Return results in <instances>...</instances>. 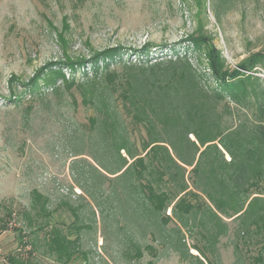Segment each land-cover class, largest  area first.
I'll return each mask as SVG.
<instances>
[{
	"label": "rangeland",
	"instance_id": "374dc122",
	"mask_svg": "<svg viewBox=\"0 0 264 264\" xmlns=\"http://www.w3.org/2000/svg\"><path fill=\"white\" fill-rule=\"evenodd\" d=\"M198 35L218 52L229 72L240 70L264 81V0H0V219L7 220V212H12L6 230L0 233V264H8V256L16 255L38 264H56L43 253L44 231L32 235L26 226L23 214L29 210L32 190L48 197L53 218L64 225L65 233L75 223L70 208L80 207L75 209L79 214L75 224L85 226L80 232V250L87 259L78 255L70 264H190L171 247L153 241L151 235L123 232L122 223L124 227L135 223L138 230L141 227L131 172L117 174L103 184L115 205L114 218L123 221L117 219L106 235L103 222L110 221L111 210L104 193L95 195L98 208L80 193L77 183L87 180L81 173L86 164L73 162L88 160L95 168L89 167L86 182L87 190L92 191L102 186L98 171L114 170L104 154L109 151L99 139H90L89 118L95 108L83 105L75 88L67 91L61 81L47 79L50 75L45 68L51 63H59L56 68L68 60H88L117 46L137 50L146 43L153 45L148 54L152 61L187 53L196 64L197 51L183 41ZM123 53L124 60L139 61L138 56ZM201 58L202 71L209 78L207 59ZM247 62L255 66L251 72L240 69ZM62 71L70 78L69 68ZM86 74H91L89 62L74 78L82 82ZM54 83L60 87L57 92ZM116 108L122 112L120 103ZM119 126L126 128L129 143L142 155L144 129L124 114ZM114 156L111 149L109 159ZM190 177L187 173L189 185ZM14 229L25 231L34 250L19 245ZM196 231L184 233L192 256L197 254L193 245L204 243ZM131 238L135 244L151 248L139 260L130 258L134 251ZM230 241L231 236L220 239L222 264H234L236 259Z\"/></svg>",
	"mask_w": 264,
	"mask_h": 264
},
{
	"label": "trees",
	"instance_id": "16d2710c",
	"mask_svg": "<svg viewBox=\"0 0 264 264\" xmlns=\"http://www.w3.org/2000/svg\"><path fill=\"white\" fill-rule=\"evenodd\" d=\"M183 43L197 51L193 57L196 64L187 53L152 61L148 54L153 45L146 43L137 50L117 46L88 60H68L56 68L59 63L46 66L50 75L47 79L61 81L67 91L75 88L81 103L95 108L89 118L93 132L90 139L101 141L114 167L113 171H98L102 186L92 191L86 185L91 162L73 161L86 164V171L81 173L87 180L76 182L77 187L97 208L95 195L104 193L111 210L110 221L103 222L109 235V227L117 219L123 221L114 218L115 205L103 184L117 174L131 172L130 184L138 195L134 201L142 218L140 230L135 223L127 227L122 223L125 234L151 235L153 241L163 248L171 247L190 264H222L218 245L222 237L231 236L234 264H264V81L240 70L229 72L202 35ZM125 51L138 56L139 61L124 60ZM202 56L207 59L209 78L201 68ZM88 62L90 76L86 74L82 82H77L74 75ZM64 67L70 69V78L63 74ZM253 68L249 62L240 67L250 72ZM59 88L54 83L53 91ZM117 103L122 112L116 108ZM123 114L145 131L142 155L129 143L126 128L119 126ZM111 149L114 159H109ZM48 206V197L32 190L29 210L23 214L30 234L44 231L43 253L56 264H70L78 255L86 260V253L80 250V232L85 226L75 224L79 221L75 209L80 207L70 208L75 223L65 233L64 225L54 220ZM6 217L0 219V233L6 230L12 212L8 211ZM101 217L105 219L102 213ZM170 223L174 227L169 229ZM194 229L204 241L191 248L196 256L188 255L184 236ZM14 230L21 247L31 246L23 229ZM130 241L132 260L141 259L143 251L151 249L147 244H135L132 238ZM8 264L38 263L16 255L8 256Z\"/></svg>",
	"mask_w": 264,
	"mask_h": 264
},
{
	"label": "built area",
	"instance_id": "2783aa9c",
	"mask_svg": "<svg viewBox=\"0 0 264 264\" xmlns=\"http://www.w3.org/2000/svg\"><path fill=\"white\" fill-rule=\"evenodd\" d=\"M1 254V253H0Z\"/></svg>",
	"mask_w": 264,
	"mask_h": 264
}]
</instances>
